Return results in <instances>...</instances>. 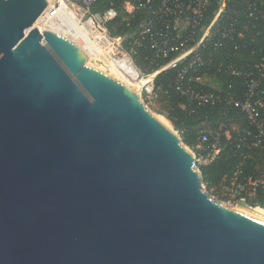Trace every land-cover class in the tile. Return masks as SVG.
<instances>
[{
    "label": "water",
    "instance_id": "1",
    "mask_svg": "<svg viewBox=\"0 0 264 264\" xmlns=\"http://www.w3.org/2000/svg\"><path fill=\"white\" fill-rule=\"evenodd\" d=\"M0 0V264H264V223L203 190L132 72Z\"/></svg>",
    "mask_w": 264,
    "mask_h": 264
},
{
    "label": "built area",
    "instance_id": "2",
    "mask_svg": "<svg viewBox=\"0 0 264 264\" xmlns=\"http://www.w3.org/2000/svg\"><path fill=\"white\" fill-rule=\"evenodd\" d=\"M231 1L51 0L47 1V7L36 19L34 27L41 30L55 24L83 41H89L92 33H98L102 55H117L114 60L133 68V79L140 85L141 94L156 93L155 77L168 69H176L174 91L189 106L235 108L246 126L238 128L219 121L213 127L199 128L196 147L204 146L205 153L194 156L195 164L198 168L213 161L225 142L233 143L240 153L229 185L222 187L227 203L243 201L264 210V165L247 170L249 161L264 158V48L259 50L260 55L249 70L235 68L229 61L226 63L205 55L209 48L207 43L212 46V55L218 53V49L224 51L228 43H233L234 50L238 49L240 45L234 44V38L244 39L246 23L254 22L253 29L257 32L253 39L261 33L257 27L259 23L264 26V2L254 0L249 3L243 18L239 19L229 15ZM97 2L109 5L94 11ZM232 14L237 16L235 11ZM135 20L136 25L132 28ZM120 27V35L109 34V28L118 31ZM138 49L146 52V65L160 63L159 67L143 70L134 59ZM209 69L213 71L209 72ZM201 70L204 72L198 74ZM221 73L237 80L243 89L241 99L227 91L230 87H222Z\"/></svg>",
    "mask_w": 264,
    "mask_h": 264
},
{
    "label": "trees",
    "instance_id": "3",
    "mask_svg": "<svg viewBox=\"0 0 264 264\" xmlns=\"http://www.w3.org/2000/svg\"><path fill=\"white\" fill-rule=\"evenodd\" d=\"M252 1L254 0H232L228 5L229 11H231L229 15L234 18L237 17L242 19L243 12H246L249 7V3ZM257 1L264 2V0ZM108 5L109 3L97 2L93 6V10L98 11V9H102ZM234 11L237 13V16L232 14ZM136 22L137 20L133 23L132 28L135 27ZM253 25L254 22H251L250 24L246 23L244 25L246 29L244 39L239 40L236 37L234 38V44L240 45L238 49L234 50L233 43H228L227 48L224 50L225 52L222 51V49H218V53L216 52L212 55V46L210 43H207L206 46H209V48L205 52V55L208 54L211 57L213 56L215 59L225 61L226 63L229 61L235 68L249 70L260 55L259 50H263L264 48V26L262 23H259L257 29L261 33L257 38L253 39V35L257 32L255 28L253 29ZM121 33V27L118 31H113L109 28V34L112 36L120 35ZM243 45L245 46L244 48L242 47ZM219 53L222 54L220 55ZM145 55L146 52L144 50L138 49L134 56L136 63L145 71H150V69L156 70L160 63H154L151 66L146 65V62L144 61ZM208 71L212 72L213 70L209 69ZM203 72L204 71L201 70L198 74ZM176 74V69H168L159 73L154 79V88L156 93L162 94L166 97V119L171 123L173 129L179 133L181 142L184 145L190 147L197 154H204V146L200 149H196V146L199 144L197 140V132L199 128H204L206 126L213 127L219 121H225L230 126L236 125L238 128L246 126L243 118L240 117L239 114H236L237 110L231 106H227L226 108H224V105H218L215 107L205 106L200 108L189 106L185 100L174 91V80ZM221 76L223 81L222 87L224 89L230 87L227 88V91L233 92V94H235V98L241 99L243 89L238 86L237 80L222 73ZM235 117L236 119H234ZM239 153L240 151H236L233 143L225 142L221 152L213 161L198 166L202 185L205 186L206 191L211 188L219 190L222 187L229 185L231 174L238 164ZM263 165L264 158H255L247 163V170L255 167H261ZM220 198L226 199L224 196H221Z\"/></svg>",
    "mask_w": 264,
    "mask_h": 264
},
{
    "label": "bare ground",
    "instance_id": "4",
    "mask_svg": "<svg viewBox=\"0 0 264 264\" xmlns=\"http://www.w3.org/2000/svg\"><path fill=\"white\" fill-rule=\"evenodd\" d=\"M47 1H51V0H47ZM36 22L37 21L34 22L35 25H36ZM64 23L65 22L63 20H61V25H64ZM47 28L49 30H51L52 32L58 33V34L62 35L63 37H66L67 39L72 41V43H74L75 46H77L79 49H82V50H85V51H89V52H95V53H98V54H102L103 53V51H101V48L98 47V33H92V39H90L89 41L88 40L87 41H83L82 39H79L78 36H75L73 33H70V34H69V32L67 33V31L63 30L58 25H55V24L54 25H50V26H47ZM87 35H88V33H87ZM110 54H111V57L113 59H115V57H117V55L113 56L112 53H110ZM121 64L126 66L132 72V74L134 76L133 68L129 67L126 63H121ZM137 87H138V93H139V96H138V93H137V96L143 102V99H142L141 93H140V85L137 84ZM144 106H145V104H144ZM145 108H146V106H145ZM157 118L159 120H161L164 124H166L169 128H171L167 120H165L164 118L159 117V116ZM175 136L177 138H179L176 135V133H175ZM184 149L189 152V154L193 157V161H194V156H193L194 153L192 155L193 151L188 146H184ZM236 210H238L239 212H241V213H243L245 215H248V216L252 217L253 219H256V220L264 223V210L263 209L253 208V209H236Z\"/></svg>",
    "mask_w": 264,
    "mask_h": 264
},
{
    "label": "rangeland",
    "instance_id": "5",
    "mask_svg": "<svg viewBox=\"0 0 264 264\" xmlns=\"http://www.w3.org/2000/svg\"><path fill=\"white\" fill-rule=\"evenodd\" d=\"M35 25V23H34ZM142 95V99H143V103L145 104L146 106V109L151 113L153 114L155 117H162L164 118L165 120L166 119V112H165V106L167 104V99L166 97H164L162 94H159V93H154L153 95H144V94H141ZM138 96H139V93H138ZM168 121V120H167ZM171 129L176 132V135L180 138L179 136V133L177 131H175L171 125V123L168 121ZM181 141V139H180ZM183 144V143H182ZM184 145V144H183ZM186 146V145H184ZM190 148V147H189ZM199 147H196V149H198ZM190 150V149H189ZM192 150V149H191ZM190 150V151H191ZM192 155L194 153L193 156H197V153H195L194 150H192ZM197 167V166H196ZM203 190L206 191V188L205 186H203ZM208 195L210 198L216 200V201H225L227 202V198L226 199H221L220 197L221 196H224L226 197V194L223 190V188L219 189V190H215L214 188H211L207 191ZM249 203H252L254 204L253 202L251 201H248Z\"/></svg>",
    "mask_w": 264,
    "mask_h": 264
}]
</instances>
